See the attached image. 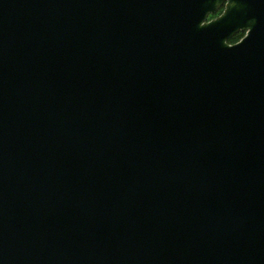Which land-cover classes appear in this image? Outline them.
I'll return each mask as SVG.
<instances>
[{
    "label": "water",
    "instance_id": "obj_1",
    "mask_svg": "<svg viewBox=\"0 0 264 264\" xmlns=\"http://www.w3.org/2000/svg\"><path fill=\"white\" fill-rule=\"evenodd\" d=\"M0 264H264V0H0Z\"/></svg>",
    "mask_w": 264,
    "mask_h": 264
},
{
    "label": "flooded vegetation",
    "instance_id": "obj_2",
    "mask_svg": "<svg viewBox=\"0 0 264 264\" xmlns=\"http://www.w3.org/2000/svg\"><path fill=\"white\" fill-rule=\"evenodd\" d=\"M222 10H223V9H220L215 15L210 16L209 18L212 19V18L217 17L218 15H220V14L222 13ZM238 34H241V35H242V36L239 38V40H240L241 38H243V36L245 35L244 32L240 31V32L236 33L235 36L238 35ZM235 36H234V37H235ZM234 37H233L232 39H234ZM239 40H237V41H239ZM237 41H235V42H237ZM229 42H230V43H235V42H231V40H229Z\"/></svg>",
    "mask_w": 264,
    "mask_h": 264
},
{
    "label": "trees",
    "instance_id": "obj_3",
    "mask_svg": "<svg viewBox=\"0 0 264 264\" xmlns=\"http://www.w3.org/2000/svg\"><path fill=\"white\" fill-rule=\"evenodd\" d=\"M242 35L241 34H238L234 37V39H231V42H235L237 40H239V38L241 37Z\"/></svg>",
    "mask_w": 264,
    "mask_h": 264
}]
</instances>
